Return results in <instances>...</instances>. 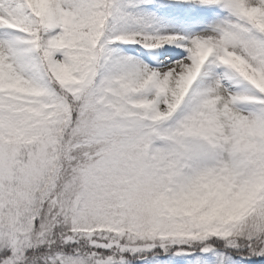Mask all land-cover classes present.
I'll return each instance as SVG.
<instances>
[{"label": "snow or ice", "instance_id": "snow-or-ice-1", "mask_svg": "<svg viewBox=\"0 0 264 264\" xmlns=\"http://www.w3.org/2000/svg\"><path fill=\"white\" fill-rule=\"evenodd\" d=\"M159 2L0 0V264L264 255V0Z\"/></svg>", "mask_w": 264, "mask_h": 264}, {"label": "trees", "instance_id": "trees-1", "mask_svg": "<svg viewBox=\"0 0 264 264\" xmlns=\"http://www.w3.org/2000/svg\"><path fill=\"white\" fill-rule=\"evenodd\" d=\"M178 2L179 0H171V3ZM155 7L161 21L154 26L157 29L184 28L201 24L206 7L218 8L194 2L191 11H178L160 7L159 0H155ZM216 251L223 249L217 248ZM124 255L125 264H215L216 261L214 252H202L195 244L184 243H166L163 249L157 243L152 249H141L136 253L126 252ZM227 264H264V255L243 254L237 251L228 255Z\"/></svg>", "mask_w": 264, "mask_h": 264}, {"label": "rangeland", "instance_id": "rangeland-1", "mask_svg": "<svg viewBox=\"0 0 264 264\" xmlns=\"http://www.w3.org/2000/svg\"><path fill=\"white\" fill-rule=\"evenodd\" d=\"M222 15V11L218 10V8H211L206 7L204 12V19L201 24L196 25H190L189 27L184 28H165V29H159L160 31H180L183 32L185 30H199L204 25H206L208 22H211L212 20L216 19L218 16ZM165 48L170 47L169 45H164ZM167 242H165L166 244Z\"/></svg>", "mask_w": 264, "mask_h": 264}, {"label": "clouds", "instance_id": "clouds-1", "mask_svg": "<svg viewBox=\"0 0 264 264\" xmlns=\"http://www.w3.org/2000/svg\"><path fill=\"white\" fill-rule=\"evenodd\" d=\"M248 193L240 192L231 201L230 204L223 207V211L229 215L233 216L239 213V211L245 206L248 200Z\"/></svg>", "mask_w": 264, "mask_h": 264}]
</instances>
